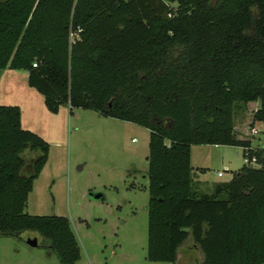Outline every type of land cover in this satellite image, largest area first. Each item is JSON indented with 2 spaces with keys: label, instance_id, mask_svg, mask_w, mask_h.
Segmentation results:
<instances>
[{
  "label": "trees",
  "instance_id": "obj_1",
  "mask_svg": "<svg viewBox=\"0 0 264 264\" xmlns=\"http://www.w3.org/2000/svg\"><path fill=\"white\" fill-rule=\"evenodd\" d=\"M5 69L26 71L51 113L90 109L149 131L146 260L175 263L191 238L200 264H264V147L234 130L250 101L251 125L264 124V0H0ZM192 145L238 146L261 166L201 193ZM48 150L17 105H0V234L37 233L75 264L68 218L25 211Z\"/></svg>",
  "mask_w": 264,
  "mask_h": 264
},
{
  "label": "rangeland",
  "instance_id": "obj_2",
  "mask_svg": "<svg viewBox=\"0 0 264 264\" xmlns=\"http://www.w3.org/2000/svg\"><path fill=\"white\" fill-rule=\"evenodd\" d=\"M23 105L22 129L48 144V158L34 180L25 211L31 215L67 217L80 248L75 264H200L202 254L191 238L175 263L146 260L149 131L132 122L100 116L90 109L61 106L49 112L43 96L27 84L23 70L0 71V105ZM256 102L234 111L239 139L264 144V124L259 134L246 132ZM193 178L201 193H211L227 182L244 163L242 148L227 145H192ZM29 158L27 149L22 153ZM261 165H254L259 168ZM204 171H201V169ZM222 173V177L217 176ZM195 180V181H196ZM101 195L100 199L93 196ZM34 236L36 246L28 244ZM39 234H0V264H60ZM189 248H186V247Z\"/></svg>",
  "mask_w": 264,
  "mask_h": 264
},
{
  "label": "built area",
  "instance_id": "obj_3",
  "mask_svg": "<svg viewBox=\"0 0 264 264\" xmlns=\"http://www.w3.org/2000/svg\"><path fill=\"white\" fill-rule=\"evenodd\" d=\"M259 134V129L255 127V125L251 126L249 130L246 132V135L250 137H254ZM264 147V144L261 145ZM242 160L244 165L253 167L254 165H259L257 162V158L255 156H250L248 152L245 150L244 154L242 155ZM217 176L221 177L222 173L217 172Z\"/></svg>",
  "mask_w": 264,
  "mask_h": 264
},
{
  "label": "crops",
  "instance_id": "obj_4",
  "mask_svg": "<svg viewBox=\"0 0 264 264\" xmlns=\"http://www.w3.org/2000/svg\"><path fill=\"white\" fill-rule=\"evenodd\" d=\"M6 70H8V69H5V70H2V72H5ZM44 103V102H43ZM19 108H20V123H21V126H22V117H23V105L21 104V103H17L16 104ZM258 105H259V103L258 102H256V106H255V109L258 107ZM255 109H253V111L255 110ZM192 153V152H191ZM191 157H192V154H191ZM30 158H32V155L30 156ZM222 177V176H221ZM196 179L194 178V181H195ZM196 182V188H197V191H199V192H201L200 191V185H202L200 182H199V180H196L195 181Z\"/></svg>",
  "mask_w": 264,
  "mask_h": 264
},
{
  "label": "water",
  "instance_id": "obj_5",
  "mask_svg": "<svg viewBox=\"0 0 264 264\" xmlns=\"http://www.w3.org/2000/svg\"><path fill=\"white\" fill-rule=\"evenodd\" d=\"M93 198L95 199H100L101 198V195H95L93 196ZM26 241L28 242L29 245L31 246H36L37 245V241H36V238L32 235L28 236V238L26 239ZM197 264V263H196Z\"/></svg>",
  "mask_w": 264,
  "mask_h": 264
}]
</instances>
